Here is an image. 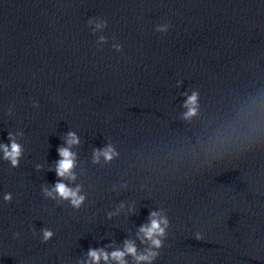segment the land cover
Instances as JSON below:
<instances>
[{
  "label": "clouds",
  "instance_id": "1",
  "mask_svg": "<svg viewBox=\"0 0 264 264\" xmlns=\"http://www.w3.org/2000/svg\"><path fill=\"white\" fill-rule=\"evenodd\" d=\"M95 23V29H93V35L96 30L106 28L108 26L107 20H102L96 22V18H90L88 20V25L91 26ZM170 28L169 24L157 25L156 31L159 33H166ZM100 42H106V37L100 36ZM115 51H122L121 44L113 45ZM186 101L184 102L183 107L187 109L183 113V119L190 120L192 117L196 116L199 109V92L192 91L191 95H187ZM33 107H39L38 103L33 102ZM9 144H0V149L3 150V159L8 161L12 168L19 167L20 158L22 156V146L16 141L13 134L10 132L8 134ZM66 143L69 147H61L57 149L60 159L56 162L55 174L57 180L54 183L51 190L47 187L41 188V191L46 197L52 199H62L70 202L73 208L79 209L84 203L86 196L81 194V186L77 185L75 188L69 187L64 180L75 181L76 176L74 173V168L76 164V154L70 151L72 145H79V137L74 132H69L67 134ZM119 153L111 145H107L103 149H94L93 150V160L94 164L100 162V158L103 157L105 163H110L114 158H116ZM41 166H37V170ZM13 197L11 193L4 194L5 203H11ZM122 206V205H121ZM111 218V214H109ZM149 222L143 224L139 227L138 238L141 240V243L147 244V247L144 248L142 252H138L135 243L131 240L124 241V247L122 250L117 249L108 253L104 249H89L88 257L89 260L85 264H99L100 260L103 259L106 264L109 260L115 261L116 264H128L126 257L131 256L134 264H154V262L160 256V250L164 247L165 240L167 238V230L170 227V220L168 216L163 212V210H153L149 213ZM33 235H35V229L32 230ZM42 238L41 243H48L54 237L55 233L48 229H41ZM14 238L19 237V233H14ZM204 237L201 232L195 233V239L202 240Z\"/></svg>",
  "mask_w": 264,
  "mask_h": 264
}]
</instances>
